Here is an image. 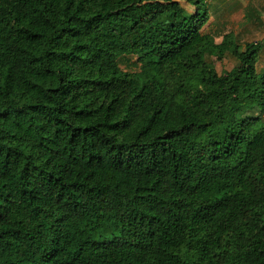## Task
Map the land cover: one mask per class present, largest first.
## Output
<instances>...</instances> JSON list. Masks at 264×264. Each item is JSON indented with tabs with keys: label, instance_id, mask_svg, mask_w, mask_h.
Here are the masks:
<instances>
[{
	"label": "trees",
	"instance_id": "trees-1",
	"mask_svg": "<svg viewBox=\"0 0 264 264\" xmlns=\"http://www.w3.org/2000/svg\"><path fill=\"white\" fill-rule=\"evenodd\" d=\"M209 17L0 0V264H264V44Z\"/></svg>",
	"mask_w": 264,
	"mask_h": 264
},
{
	"label": "rangeland",
	"instance_id": "rangeland-1",
	"mask_svg": "<svg viewBox=\"0 0 264 264\" xmlns=\"http://www.w3.org/2000/svg\"><path fill=\"white\" fill-rule=\"evenodd\" d=\"M210 17L202 28L204 35L214 37L216 43H220L225 35L232 34L239 44L260 41L264 44V25L257 26L247 20V10L255 9L260 12L264 22V0H208ZM189 11L193 8L182 2ZM208 61L214 67L218 75L229 72L236 64L230 56L225 55L221 60L211 57ZM124 70H130L133 66L128 63H120ZM258 72L264 71V49L260 53L257 62ZM259 115L258 110L253 112ZM264 118V114L261 115Z\"/></svg>",
	"mask_w": 264,
	"mask_h": 264
}]
</instances>
